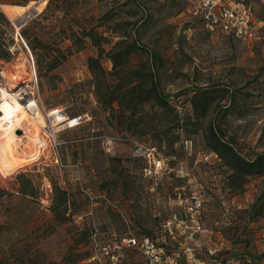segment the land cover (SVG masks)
<instances>
[{
    "label": "rangeland",
    "instance_id": "rangeland-1",
    "mask_svg": "<svg viewBox=\"0 0 264 264\" xmlns=\"http://www.w3.org/2000/svg\"><path fill=\"white\" fill-rule=\"evenodd\" d=\"M229 2L249 4L257 40L208 33L188 0H0L9 21L0 17V43L11 53L0 60V88L21 105L32 92L39 108L28 115L38 141L30 142L22 122L14 131L15 168L7 170L0 157V264H88L94 228L103 239L148 236L181 264H229L232 246L253 244L264 231V213L252 216L264 204V176L233 178L229 162L212 151L210 129L244 159L264 155V3ZM23 29L28 41L65 58L50 72L38 70L36 59L43 65L46 59L34 56L23 37L22 43ZM82 29L95 33L101 51ZM120 41L137 48L116 73L109 55ZM90 58L105 72L101 94L128 83L143 89L153 84L168 107L152 100L130 113L100 104ZM198 95L212 99L200 117L191 104ZM56 109L62 117L54 125L47 117ZM77 116L89 120L63 129ZM58 128L54 153L43 134ZM106 138L114 142L112 155L102 150ZM132 140L155 147L165 159L157 181L142 178ZM194 192L203 201L202 231L186 258L178 244L185 239L171 238L163 223L172 212L181 215L179 201L184 205ZM60 204L55 216L52 208ZM121 264L142 262L125 251Z\"/></svg>",
    "mask_w": 264,
    "mask_h": 264
},
{
    "label": "built area",
    "instance_id": "built-area-1",
    "mask_svg": "<svg viewBox=\"0 0 264 264\" xmlns=\"http://www.w3.org/2000/svg\"><path fill=\"white\" fill-rule=\"evenodd\" d=\"M189 9L194 17H197L202 23L205 30L210 33H220L231 36L237 40H257L256 26L253 13L250 11V6L242 4H231L230 0H188ZM264 3V0H261ZM20 37V36H19ZM21 38V37H20ZM22 43L23 40L21 38ZM25 48L27 49L26 45ZM28 50V49H27ZM29 51V50H28ZM32 99L28 100L23 106L30 118H33L38 108V103L34 98V94L30 93ZM21 100V99H20ZM36 102L33 105L32 101ZM36 112V113H35ZM47 118L57 117L62 114L60 109L52 110ZM89 120L87 117L77 116L72 119L74 125L65 121L63 129L75 128ZM52 119L50 122H53ZM53 125V126H54ZM57 131H48L44 133L49 140L50 147L56 153L58 142L56 140ZM48 133V134H47ZM131 146V157L134 160L142 163L140 174L143 179L157 181L160 179L166 170L165 159L160 155L157 149L151 145H144L139 141L132 140L129 142ZM102 150L106 155H112L114 142L112 139H103ZM179 206L182 208V214L172 212L163 223L164 232L171 238L181 236L185 239V245L181 246V252L186 254L193 253V248L190 246L192 241L201 233V212L203 210V201L197 193H192L189 199L179 201ZM102 233L94 228L89 236V247L91 256L87 260L88 264H121L123 253L125 251L136 252L141 258L142 264H181L176 257H170L165 254L163 246L148 236L135 238L133 236L117 237L114 235L112 239H103Z\"/></svg>",
    "mask_w": 264,
    "mask_h": 264
},
{
    "label": "trees",
    "instance_id": "trees-1",
    "mask_svg": "<svg viewBox=\"0 0 264 264\" xmlns=\"http://www.w3.org/2000/svg\"><path fill=\"white\" fill-rule=\"evenodd\" d=\"M0 17L3 18L2 22L9 24V21L5 18V16L2 13H0ZM2 27L3 25L0 22V30ZM78 32H80L81 35H83V37H88L90 40H92L94 42V45L97 46V48L101 51L99 44L95 41V35H94L95 33L92 30L87 31L86 29H82L81 31ZM20 35H21L20 37H23L26 41H28L29 37L27 35L26 29H23L20 32ZM1 44L2 43H0V60H6L9 57H11V53L8 51V49H3L1 47ZM27 45L34 56L36 57L44 56V58L46 59L44 65L41 61H39L38 58L36 59V64H38L37 66L39 68L38 70H42L44 72H50L61 62L63 58H65V56L59 50H58L59 54L56 56L47 52L46 48L41 43L34 44L31 41H28ZM136 48L137 45L134 42L128 43L125 41L117 42L112 46L109 55V60L112 63V68L115 70L116 73L121 72V70L124 68L125 64L127 63L129 56L135 52ZM88 69L92 74L93 85L95 87L96 96L100 104L110 107L112 106V104L115 103L117 104V106H119L123 110L129 111L130 113H133L137 106H143L152 100H154L160 106L168 107V101L166 96H163L161 92L153 84L149 88L143 89L141 85H139V83L138 84L128 83L123 87H120L118 89L115 88L112 91L107 89L104 93L101 94L100 92L101 84H102L101 80L104 79L105 72L101 68L98 59L90 58L88 60ZM101 95H102V99H100ZM134 96L137 97L135 101L133 98ZM126 98H128L127 101L123 103V100ZM211 100L212 99H209L207 97H200L199 95L193 98L191 104H192V110L196 115V117L204 116L207 113L208 108L212 103ZM210 132H211V141L214 142L212 146V151L229 162L233 172L232 173L233 178H235L236 180H240V179L242 180L246 177L264 176V155H259L251 160L244 159L240 155L235 153L233 148L228 143H225L213 128L210 129ZM61 205L62 204L52 208V212L55 216L60 214V212H57V210ZM254 207H257V204L254 205L253 208ZM262 213H264V204H261L256 211L252 212V216L255 219L258 216L262 215ZM178 244H179V248H181V243ZM160 246L161 247L163 246L165 250V254L167 256L173 257V255L168 254L166 246L164 245H160Z\"/></svg>",
    "mask_w": 264,
    "mask_h": 264
},
{
    "label": "bare ground",
    "instance_id": "bare-ground-1",
    "mask_svg": "<svg viewBox=\"0 0 264 264\" xmlns=\"http://www.w3.org/2000/svg\"><path fill=\"white\" fill-rule=\"evenodd\" d=\"M23 17L24 16H22V19ZM32 104L35 105L34 102ZM0 113H1L0 114V157L6 169L10 171L11 169L15 168V163L10 162V158H14V156L16 155L15 141L18 138L14 132L15 128H19L20 125H22V122H25L27 126V131L30 130L28 132L32 136L30 138L27 137L30 140V142L35 143L38 141L39 138H38V134L36 133L34 122L28 118V114L25 111V106L19 103L17 96H11L1 88H0ZM57 116L59 117L58 118L59 120L62 117L59 114ZM68 122L71 123L70 125H74L72 119L68 120Z\"/></svg>",
    "mask_w": 264,
    "mask_h": 264
},
{
    "label": "crops",
    "instance_id": "crops-1",
    "mask_svg": "<svg viewBox=\"0 0 264 264\" xmlns=\"http://www.w3.org/2000/svg\"><path fill=\"white\" fill-rule=\"evenodd\" d=\"M261 225H264V218H261ZM254 242L246 247L232 246L233 258L229 264H264V231L258 232Z\"/></svg>",
    "mask_w": 264,
    "mask_h": 264
},
{
    "label": "water",
    "instance_id": "water-1",
    "mask_svg": "<svg viewBox=\"0 0 264 264\" xmlns=\"http://www.w3.org/2000/svg\"><path fill=\"white\" fill-rule=\"evenodd\" d=\"M15 25H16L17 28L20 27V24L18 22H15Z\"/></svg>",
    "mask_w": 264,
    "mask_h": 264
}]
</instances>
